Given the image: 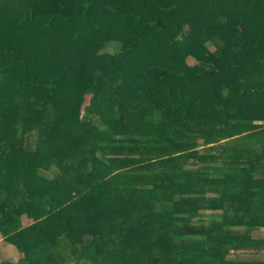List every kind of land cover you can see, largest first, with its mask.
<instances>
[{"label": "trees", "instance_id": "16d2710c", "mask_svg": "<svg viewBox=\"0 0 264 264\" xmlns=\"http://www.w3.org/2000/svg\"><path fill=\"white\" fill-rule=\"evenodd\" d=\"M259 228L264 0H0V264H264Z\"/></svg>", "mask_w": 264, "mask_h": 264}, {"label": "rangeland", "instance_id": "374dc122", "mask_svg": "<svg viewBox=\"0 0 264 264\" xmlns=\"http://www.w3.org/2000/svg\"><path fill=\"white\" fill-rule=\"evenodd\" d=\"M116 45H118V44L115 41L109 42L103 50L113 52L116 50V48H115ZM211 48L213 49L212 46H211ZM189 62L191 63V61H189ZM89 96L90 95H85L84 104L88 103ZM55 172H56V170L54 168H50V170H48L44 174L48 175V176H53L55 174ZM22 222L24 225H27V224H29V222H31V220L24 217ZM254 235H255V237L264 239V228L256 229L254 231ZM20 256H22V254H20L12 244L6 243L0 237V260H9L12 262H16ZM246 258L251 259V257H246ZM253 258H255V257H253Z\"/></svg>", "mask_w": 264, "mask_h": 264}]
</instances>
